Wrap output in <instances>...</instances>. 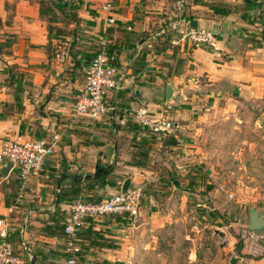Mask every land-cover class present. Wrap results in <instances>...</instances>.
Listing matches in <instances>:
<instances>
[{"label": "crops", "instance_id": "obj_1", "mask_svg": "<svg viewBox=\"0 0 264 264\" xmlns=\"http://www.w3.org/2000/svg\"><path fill=\"white\" fill-rule=\"evenodd\" d=\"M201 1L229 6L181 0L182 9L174 12L169 0H79L77 4L0 0V146L9 140L56 141L42 173L24 184L16 169L4 175L0 164V218L8 221L16 216L12 212L26 210L16 239L23 240L34 253L59 250L63 245L60 238L40 231L57 207L66 211L68 205L62 201L55 207L53 185L58 191L57 183H68L70 176L83 179L93 163L96 171L98 159L115 157L118 143L119 158L127 161L124 167L133 174L130 185L152 192L153 197H148L152 202L145 198L136 218L92 220V229L112 244L90 248L82 264H176L167 257L179 240L190 242L187 262L191 264L199 241L212 238L196 225L189 229L191 217L178 209L186 211L189 196L185 190L194 187V176L197 180L200 171L197 139L208 105L217 108L224 98L229 109L236 110L244 100L254 104L264 95V0ZM106 2L111 3V11L102 9ZM109 17L115 21L111 26L106 25ZM174 19L179 20L178 29L159 34ZM192 28L213 32L216 48L194 46L186 37ZM103 41L118 54L117 88L105 95L106 104L114 105L116 112L92 124L77 116L74 103L86 68ZM61 45L67 49L63 62L56 58ZM167 86L172 88L170 99ZM167 102L171 103L169 110H165ZM138 108H147L154 117H169L173 134H152L124 112ZM136 145L148 151L144 167L127 164ZM123 182L116 187L106 183L86 195L104 198L119 191ZM211 219L217 222L219 217ZM30 225L40 246L25 241ZM216 227L212 225V236L218 235ZM248 232L240 235L244 245L240 252L262 256L254 260L235 254L236 264L244 260L246 264H264L263 248L247 243ZM11 238L13 241L15 236ZM14 247L18 253L16 243ZM150 255H156V261ZM25 256L27 259L21 257L23 264H30L27 253ZM35 264L67 261L56 256L43 259L39 254Z\"/></svg>", "mask_w": 264, "mask_h": 264}, {"label": "rangeland", "instance_id": "obj_2", "mask_svg": "<svg viewBox=\"0 0 264 264\" xmlns=\"http://www.w3.org/2000/svg\"><path fill=\"white\" fill-rule=\"evenodd\" d=\"M176 1L169 0L170 10L174 12L177 11L172 3ZM63 50L67 52L64 45H61L59 51ZM259 100L260 102L257 101L254 104L244 100L242 106L238 105L234 111L226 105L228 100L222 98L217 102V108H211L212 105H208L205 111L206 116L203 118L205 120H200L202 126L197 139L199 151L196 159V163L200 165V171L196 172L197 180L194 176L196 182L194 187L185 190V196H189L188 204L184 207L186 211L178 209V212L184 215L187 212L191 217L190 222L187 223L189 229L196 225L202 233L212 238L199 241L196 246V259L191 264H229V260L235 254L252 257L254 260L262 256V254L252 255L240 252L244 246L240 235L248 232L249 207L257 208L264 215V95ZM126 162L122 158L107 157L98 159L97 164L103 168L110 165L112 172L108 174L106 183L116 187L121 181L133 176L130 170L124 167ZM155 164L154 161L152 165L155 166ZM95 165L93 163L90 166L89 173L95 172ZM207 169L210 173L206 172ZM208 180L211 183H207ZM141 188L143 199L153 197L152 192L148 193V190ZM52 191H57L55 185ZM77 198L72 197L67 204ZM12 213L16 216L14 219L8 218L9 235L11 239L15 236V239L10 241L14 246L16 243L19 247L18 254L26 258L22 243L16 239L26 220V210L23 213L22 211L18 214ZM217 217H219L217 222L212 221L211 218ZM212 225L224 231L225 237L212 236ZM27 232L25 241L34 247L40 246L34 240L35 230L31 228V225ZM233 240L235 242L231 244ZM247 241L251 246L260 245L264 254V241H254L249 237ZM190 246L189 241L179 240L175 243V250L167 258L176 264H190L187 262ZM150 259L156 261V255H150ZM241 264H246L245 260Z\"/></svg>", "mask_w": 264, "mask_h": 264}, {"label": "built area", "instance_id": "obj_3", "mask_svg": "<svg viewBox=\"0 0 264 264\" xmlns=\"http://www.w3.org/2000/svg\"><path fill=\"white\" fill-rule=\"evenodd\" d=\"M77 4L79 0H63ZM181 0L173 4L177 11L182 9ZM112 5L106 2L102 9L111 11ZM114 18L109 17L106 21L107 26L114 23ZM179 20L174 19L167 27L161 28L159 34H165L167 31L178 29ZM186 37L194 46L209 45L216 48L215 35L211 31L189 29ZM65 51H59L56 55L59 62L64 61ZM117 51L108 46L103 41L97 53L88 64L84 79L83 87L80 90L75 103L74 111L77 116L89 123H95L107 113L116 112L114 105L106 104L105 95L108 91L117 88ZM171 108V103L165 104V110ZM125 113L131 115L133 121L140 127L147 129L152 134L169 136L173 134L174 125L172 120L167 116L154 117L147 108H138L137 110H126ZM123 123L122 119H119ZM56 147L55 140L42 141L30 139L26 141L9 140L0 146V164L2 166L11 162V169H16L19 181L24 184L29 178L39 176L45 165L46 159L53 153ZM142 188L138 185H130L123 194L121 190L110 193L100 201L78 199L67 205L66 219L63 231L66 235V252L70 253L67 258V264H75V254L80 251L77 243V235L84 227L88 219L97 220L104 216H122L136 218L140 215L143 206ZM230 196H232L230 194ZM152 202L150 198L147 200ZM9 224L6 219L0 218V264H23L21 256L16 252L14 245L8 239ZM248 237L254 241H264V234L248 232ZM24 247V246H23Z\"/></svg>", "mask_w": 264, "mask_h": 264}, {"label": "trees", "instance_id": "obj_4", "mask_svg": "<svg viewBox=\"0 0 264 264\" xmlns=\"http://www.w3.org/2000/svg\"><path fill=\"white\" fill-rule=\"evenodd\" d=\"M195 2H199L204 5H211L213 7H223L226 8L229 5L222 2H215V3H207L205 1L201 0H194ZM55 5H58L55 3ZM180 61H177V68L179 67ZM176 68V71H177ZM117 126V124H116ZM119 141V138H117ZM124 140V139H121ZM121 140H120V146H121ZM136 152H132V158L127 164L135 165L144 167L146 166L145 161L149 159L148 151L146 149H142L139 145H136ZM120 150H119V143L116 150V158H119ZM112 172L111 168L104 172H95V174L88 173L85 175L83 179H81V175H73L70 176L69 182L64 184L63 181L60 182V187L56 193L59 196V202L66 201L72 199V197L77 198L71 202H74L78 199L82 200H91V201H100L103 199L101 196L98 197H89L86 194L89 190H94L98 186H103L106 184V178L108 174ZM64 177L62 174L57 178V181H60V179ZM66 212V211H65ZM64 212V210L59 211L58 207L50 214L47 222L45 223L44 227H42L41 234L46 236H56L63 240V245H59V250L50 249L48 248L47 251H42L41 253L35 252L34 254L37 256L40 254V256L45 259L47 256H56L57 258H68L70 256V253L66 252V243L65 238L66 235L63 231V226L65 223V219L67 214ZM116 217H120L118 215H115ZM93 228V221L91 219H88L86 221V224L84 227L79 231L77 235V243L80 247V251H78L75 256V264H82L83 260L85 258V255L89 252L90 248H96V247H104V246H110L112 244V241L108 239L107 237H104L103 235L98 234V231ZM8 239L10 240V237L8 236ZM239 250V249H238Z\"/></svg>", "mask_w": 264, "mask_h": 264}, {"label": "water", "instance_id": "obj_5", "mask_svg": "<svg viewBox=\"0 0 264 264\" xmlns=\"http://www.w3.org/2000/svg\"><path fill=\"white\" fill-rule=\"evenodd\" d=\"M136 94H138L137 91H136ZM171 95H172V88L170 86H167V92H166L167 99H170ZM12 166H13V164L11 162L6 163V165L2 166L1 172L4 175H7L8 171L11 169ZM102 169L104 172H106L110 169V165H107L105 168H99L98 166H96L95 172H99ZM129 186H130V178H127L124 180V182L121 186V189H120L121 192L124 194L125 191L129 188ZM59 187H60V182L57 183V188L59 189ZM58 204H59V196H58V194H56L55 207H57ZM248 218H249L248 225H247L248 231L264 234V215H263V213L260 210H258L257 208L250 206ZM215 232L220 237H222V238L225 237V233L223 231L217 229ZM20 238H21V235H20ZM22 245L24 246V249L30 258V264H35L36 255L34 254V252L28 247V245L23 240H22ZM237 260H238V258L232 257L229 260V264H236Z\"/></svg>", "mask_w": 264, "mask_h": 264}, {"label": "flooded vegetation", "instance_id": "obj_6", "mask_svg": "<svg viewBox=\"0 0 264 264\" xmlns=\"http://www.w3.org/2000/svg\"><path fill=\"white\" fill-rule=\"evenodd\" d=\"M99 168H102V167H99ZM100 171H103V169H102V170H100ZM100 171H99V172H100Z\"/></svg>", "mask_w": 264, "mask_h": 264}]
</instances>
